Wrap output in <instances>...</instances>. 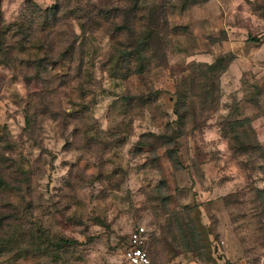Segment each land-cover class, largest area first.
<instances>
[{"label": "rangeland", "instance_id": "rangeland-1", "mask_svg": "<svg viewBox=\"0 0 264 264\" xmlns=\"http://www.w3.org/2000/svg\"><path fill=\"white\" fill-rule=\"evenodd\" d=\"M264 264V0H0V264Z\"/></svg>", "mask_w": 264, "mask_h": 264}, {"label": "built area", "instance_id": "built-area-1", "mask_svg": "<svg viewBox=\"0 0 264 264\" xmlns=\"http://www.w3.org/2000/svg\"><path fill=\"white\" fill-rule=\"evenodd\" d=\"M146 231L140 227L130 235L128 248L107 264H157L145 249Z\"/></svg>", "mask_w": 264, "mask_h": 264}]
</instances>
